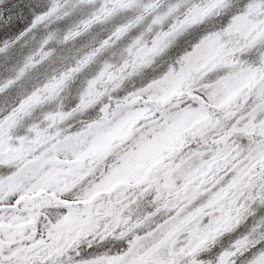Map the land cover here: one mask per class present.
I'll return each instance as SVG.
<instances>
[{"label":"snow or ice","instance_id":"obj_1","mask_svg":"<svg viewBox=\"0 0 264 264\" xmlns=\"http://www.w3.org/2000/svg\"><path fill=\"white\" fill-rule=\"evenodd\" d=\"M0 264H264V0H0Z\"/></svg>","mask_w":264,"mask_h":264}]
</instances>
